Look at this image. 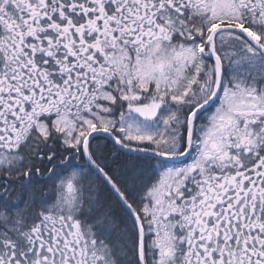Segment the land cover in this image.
Segmentation results:
<instances>
[{"label":"snow or ice","instance_id":"1","mask_svg":"<svg viewBox=\"0 0 264 264\" xmlns=\"http://www.w3.org/2000/svg\"><path fill=\"white\" fill-rule=\"evenodd\" d=\"M0 264H264V0H0Z\"/></svg>","mask_w":264,"mask_h":264}]
</instances>
